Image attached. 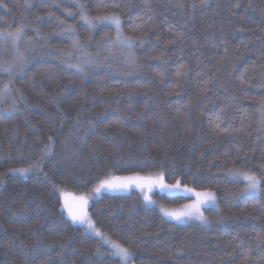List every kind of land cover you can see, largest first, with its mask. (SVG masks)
<instances>
[{
  "label": "trees",
  "instance_id": "obj_1",
  "mask_svg": "<svg viewBox=\"0 0 264 264\" xmlns=\"http://www.w3.org/2000/svg\"><path fill=\"white\" fill-rule=\"evenodd\" d=\"M20 27L0 40V264H121L62 209L116 177L145 187L85 209L128 264H264V182L243 192L264 181V0H0V32ZM205 190L206 222L160 211Z\"/></svg>",
  "mask_w": 264,
  "mask_h": 264
},
{
  "label": "snow or ice",
  "instance_id": "obj_2",
  "mask_svg": "<svg viewBox=\"0 0 264 264\" xmlns=\"http://www.w3.org/2000/svg\"><path fill=\"white\" fill-rule=\"evenodd\" d=\"M104 5H101L103 7ZM71 15V13H69ZM83 18L87 20V13H83ZM98 21H107L111 24H113L117 30V41L118 43L131 47L133 44V40L131 37L123 36V34L120 31L121 28V21L119 18V15L116 13H109L103 16H98L95 18ZM89 23H92V21H88ZM69 29L71 30L70 26ZM23 36V27L17 28L14 32H0V40H7L11 39L13 44H16L21 37ZM7 71H11V68L7 69ZM9 85H4L3 89H0V95H4L9 90ZM49 140L51 141V137H49ZM53 151V148L51 146L47 147V152ZM13 171L20 172V173H26L29 171V169H15ZM244 179L246 180V187L243 189V192H259L261 183L264 182L261 179L257 178L254 174H244ZM138 178H132V177H116L112 181H104L101 183L99 187L95 189L96 192H100L101 188H108L113 190H118L121 188H127L129 186V183H135L137 187H140L143 189L145 187L144 184L137 182ZM159 186L161 188H174L178 189L180 187V181H177L175 185H166L163 182V175L158 178ZM186 191H193L192 189H185ZM149 191H151V187L149 186ZM197 197V201L193 205H185V208L195 209V212L193 211H186V212H171V211H165V215L172 217L175 220H182L184 218H191L193 216H196L202 221L204 220L202 213L199 212V207L202 204H206L209 201H213L215 199L214 195L212 193H201L196 192L195 193ZM145 200H150V197L145 194ZM87 199L84 197L80 198H74L72 202H70L66 197L64 198V202L62 204V209L67 212L68 216L71 217L73 222L78 223L80 226L86 225L87 231H95L96 235L98 237H101L103 239V236L101 233H99L95 229V225L92 223V221L89 219L87 212L85 211V208L87 206ZM206 222V221H204ZM111 248L113 249L112 255L114 257H118L121 264H128V261L132 258L133 253L131 250L127 247L122 246L119 243L112 242Z\"/></svg>",
  "mask_w": 264,
  "mask_h": 264
},
{
  "label": "rangeland",
  "instance_id": "obj_3",
  "mask_svg": "<svg viewBox=\"0 0 264 264\" xmlns=\"http://www.w3.org/2000/svg\"><path fill=\"white\" fill-rule=\"evenodd\" d=\"M150 183H151V185L153 184V186L156 185V183H152V182H150ZM157 183H158V182H157ZM100 185H101V183L98 184V185L94 188L92 194H89V195L85 196L84 198H86L87 201H89L93 196H97V195H99L100 192H96L95 189H96L97 187H99ZM151 185H150V187H151V191H152V186H151ZM158 185H159V183H158ZM148 186H149V184H148ZM104 189H106V188H101V191L104 190ZM151 191H149V187H147V192L144 193V199H145V194H147V195L149 196V192H151ZM199 192H201V193H205V192H207V193H212V194L214 195V197H215V199H214L213 201H209V202L206 203V204H202V205H200V207H199V212L202 213V216H203V218H204L203 221H202V219H200V218H198V217H196V216H193V217H191V218H187V217H186V218H184V219L178 221V220L173 219L172 217H169V216H166V215H165V211H171V212H186V211H193V212H195V209H194V208L189 209V208H185V207H184L185 205H193V204L196 203V201H197V197H196L195 193H193L194 195L191 197V199H190L188 202H186L185 204H183V206H180V207H171V208H163V207L161 208V207H160V211H161V213L163 214V216H164L166 219L171 220V221L176 222V223H186V222H189V221H197V222H201V223H202V222L206 221L207 216H206V214H205V210H207V209H214V208H217V207H218V206H217V202H216V194H215L214 192H212V191H206V190H205V191H199ZM65 197H66L70 202H72V201L74 200L72 197L69 196V194H63V199H64ZM80 197H83V196H79L78 198H80ZM149 197H150V196H149ZM63 201H64V200H63ZM146 202H151V200H146ZM85 211H86V209H85ZM83 227L86 229V225L83 226ZM90 232L96 234L95 231H90ZM103 240H104V242L107 243V244L110 246V248H111V242L108 241V240H106L105 238H103ZM111 250L113 251L112 248H111ZM128 262H129V261H128Z\"/></svg>",
  "mask_w": 264,
  "mask_h": 264
}]
</instances>
